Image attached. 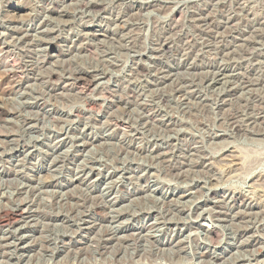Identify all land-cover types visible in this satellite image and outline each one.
<instances>
[{
    "label": "rangeland",
    "instance_id": "1",
    "mask_svg": "<svg viewBox=\"0 0 264 264\" xmlns=\"http://www.w3.org/2000/svg\"><path fill=\"white\" fill-rule=\"evenodd\" d=\"M0 110V264H264V0H0Z\"/></svg>",
    "mask_w": 264,
    "mask_h": 264
},
{
    "label": "bare ground",
    "instance_id": "2",
    "mask_svg": "<svg viewBox=\"0 0 264 264\" xmlns=\"http://www.w3.org/2000/svg\"><path fill=\"white\" fill-rule=\"evenodd\" d=\"M79 79H84V77H81ZM218 79V78H217ZM6 112L4 110H0V116H4ZM7 210V209H6ZM22 216V213L20 210L15 211H5L0 212V227L6 228V227H12L13 225H16L19 223L20 220H18V217L20 218ZM22 218V217H21ZM22 228V227H21ZM20 228V229H21ZM211 230V229H210ZM13 232V231H12ZM217 232V231H216ZM213 233V232H212ZM215 234V233H214ZM216 235V234H215ZM214 236V235H213ZM6 238V237H5Z\"/></svg>",
    "mask_w": 264,
    "mask_h": 264
}]
</instances>
